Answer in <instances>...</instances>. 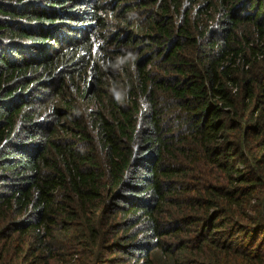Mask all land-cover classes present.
<instances>
[{
	"label": "trees",
	"instance_id": "16d2710c",
	"mask_svg": "<svg viewBox=\"0 0 264 264\" xmlns=\"http://www.w3.org/2000/svg\"><path fill=\"white\" fill-rule=\"evenodd\" d=\"M113 1L0 0V264H264V0Z\"/></svg>",
	"mask_w": 264,
	"mask_h": 264
},
{
	"label": "rangeland",
	"instance_id": "374dc122",
	"mask_svg": "<svg viewBox=\"0 0 264 264\" xmlns=\"http://www.w3.org/2000/svg\"><path fill=\"white\" fill-rule=\"evenodd\" d=\"M107 3H109V10L107 13H105V15L108 17L109 21L114 22L115 18L119 17L116 14V12L119 10L115 8V2L113 0H107ZM109 29L110 30H119V28H115V26H111V27H109ZM122 46L123 45H121V44L119 46L115 45V44L110 45V47H112V48H121ZM109 55H111V54H109ZM104 65L106 66V64H104ZM70 89H74V88L70 87ZM77 107L80 110V111H78L80 117H83L82 121L86 122V123H88V122L91 123L92 122V116L90 115V111L96 109V106L94 104V100L89 99L88 97L86 99L79 98V100L77 102Z\"/></svg>",
	"mask_w": 264,
	"mask_h": 264
}]
</instances>
